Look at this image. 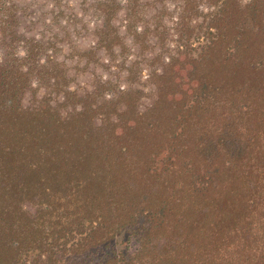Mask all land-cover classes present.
<instances>
[{
    "label": "trees",
    "instance_id": "obj_1",
    "mask_svg": "<svg viewBox=\"0 0 264 264\" xmlns=\"http://www.w3.org/2000/svg\"><path fill=\"white\" fill-rule=\"evenodd\" d=\"M158 1L94 0L80 94L0 0V264H264V0Z\"/></svg>",
    "mask_w": 264,
    "mask_h": 264
},
{
    "label": "flooded vegetation",
    "instance_id": "obj_2",
    "mask_svg": "<svg viewBox=\"0 0 264 264\" xmlns=\"http://www.w3.org/2000/svg\"><path fill=\"white\" fill-rule=\"evenodd\" d=\"M19 4V10L18 12L23 16L21 23H20V28L23 30L24 34L29 36V37H35L37 39H41L43 42H46L47 45V51H52L56 50L57 51V35L59 34L56 33L55 35H46L47 30H46V25L50 26V23L53 25L55 22H58L59 20V15H55V18L48 19L47 17L42 15H37L36 17H33L32 19H27L25 16V10H24V3L25 0H17ZM124 1V0H123ZM96 3V2H94ZM124 4V3H123ZM167 4V3H165ZM90 5V4H89ZM52 6H55L52 4ZM92 6H94L92 4ZM90 5V7H92ZM168 6V4H167ZM175 4H172V6H168L169 9H173ZM89 7V8H90ZM87 8L89 11V16H95V18L88 24L87 29L90 30L91 35H93L92 42L87 44V45H71L70 47V53L74 54V59L75 63L69 64V61L67 59H60L57 58L61 62H65L68 64L70 67L69 73L71 74V77L73 78L71 80V87L73 89H78L80 94H87L92 91L93 88L95 87H101V85L108 81V80H114V81H120L124 82L122 80L124 74L123 72L120 71V64L122 63L124 56L119 53V47L115 46L114 51L115 53L111 52L108 48L104 46V43L99 42V38L101 36V31L100 25L102 24V17L96 12L95 6L93 7L92 10ZM83 12H75L72 14L73 18L72 20H77V17H81ZM168 16H171V14L168 13ZM175 19L177 18V15H175ZM34 22V24H32ZM88 23V21H86ZM114 25L120 26L121 30H124L126 27V21L124 20V10L121 11L117 17L114 18L112 21ZM34 26L36 28L43 27L44 32H35L33 31ZM132 36L127 35V42H129L130 45V50L127 53V59L128 62L132 61L133 59L136 58L137 53L139 52L138 45L132 42ZM22 44V43H21ZM23 47H20V51L24 54L23 52ZM88 54V55H86ZM95 60L99 61L98 64L96 65ZM101 67L100 72H96L97 67ZM89 67L93 68V72L91 74H88L86 78H84L82 81L75 79L79 71L85 72V70ZM71 69L76 70L77 72L73 73ZM36 85V83H34ZM43 89H40L38 92V96L42 97L43 96Z\"/></svg>",
    "mask_w": 264,
    "mask_h": 264
},
{
    "label": "rangeland",
    "instance_id": "obj_3",
    "mask_svg": "<svg viewBox=\"0 0 264 264\" xmlns=\"http://www.w3.org/2000/svg\"><path fill=\"white\" fill-rule=\"evenodd\" d=\"M94 0H25L24 10L27 19H32L37 15H42L47 17V20L55 18V15H59V21L55 22L50 26L46 25V30L48 36L57 35V56L60 59H67L69 64L75 63L74 54L70 53V47L74 45H87L92 42L93 35H91L90 30L87 29L88 24L95 18V16H89V11L87 8L92 6ZM179 0H160L156 3V7H162L163 4L167 3L168 6L172 4H177ZM54 4L55 6H52ZM90 4V5H89ZM94 6L89 9L92 10ZM154 9L151 6L149 11ZM19 10V8H18ZM75 12H83L81 17H77V20H72V14ZM168 17V14L166 15ZM54 20V19H52ZM88 21V23L86 22ZM43 27L36 28L34 26L33 31L44 32ZM72 45V46H73ZM96 65L99 61L95 60ZM101 67L96 68V72H100ZM73 73L77 72L71 69ZM93 68L89 67L85 72L79 71L75 79L82 81L84 78L93 72Z\"/></svg>",
    "mask_w": 264,
    "mask_h": 264
}]
</instances>
